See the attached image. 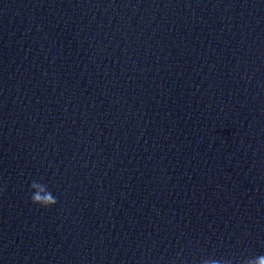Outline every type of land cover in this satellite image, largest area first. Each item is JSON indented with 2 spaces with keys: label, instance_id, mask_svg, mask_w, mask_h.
<instances>
[{
  "label": "clouds",
  "instance_id": "clouds-1",
  "mask_svg": "<svg viewBox=\"0 0 264 264\" xmlns=\"http://www.w3.org/2000/svg\"><path fill=\"white\" fill-rule=\"evenodd\" d=\"M31 187H35L34 182ZM31 200L33 204H43L45 207L54 206L57 203L56 199L51 197L42 199L40 195H33ZM248 264H264V255H259L254 260H249Z\"/></svg>",
  "mask_w": 264,
  "mask_h": 264
}]
</instances>
